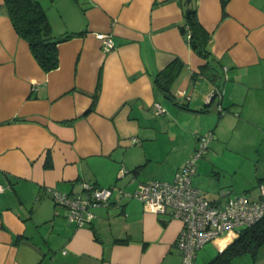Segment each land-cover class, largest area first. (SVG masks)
<instances>
[{"label":"crops","instance_id":"0c3cea01","mask_svg":"<svg viewBox=\"0 0 264 264\" xmlns=\"http://www.w3.org/2000/svg\"><path fill=\"white\" fill-rule=\"evenodd\" d=\"M37 1L52 34L72 36L58 44V67L44 72L0 0V264H180L178 219L115 194L77 227L46 189L77 193L85 180L131 191L169 155L170 181L198 135L264 124V0H228L225 13L220 0H195L222 76V96L210 101L216 83L180 32V0ZM98 32L111 34V50ZM175 58L182 68L169 100L154 75ZM192 184L212 201L230 193Z\"/></svg>","mask_w":264,"mask_h":264},{"label":"built area","instance_id":"2783aa9c","mask_svg":"<svg viewBox=\"0 0 264 264\" xmlns=\"http://www.w3.org/2000/svg\"><path fill=\"white\" fill-rule=\"evenodd\" d=\"M95 36L104 52L114 47L110 33L98 32ZM221 96L222 91L214 88L207 98L210 101L212 97ZM217 109L222 112L220 104ZM165 111L160 102L154 103L155 114ZM197 139V149L192 158L175 171L170 181L140 182L133 190L127 191L114 185L102 187L83 180L77 193H65L51 187L46 190L56 205L66 209L67 221L77 227L90 222L95 216L93 209L109 205L115 194L120 198L137 199L146 210L156 214L176 218L181 222L175 242L181 257L180 264H194L196 251L221 232L230 229L238 231L264 218V185H259L254 197L224 194L218 201L209 200L193 186L195 162L206 152L212 133L200 134ZM126 172V169H121L119 176Z\"/></svg>","mask_w":264,"mask_h":264},{"label":"rangeland","instance_id":"374dc122","mask_svg":"<svg viewBox=\"0 0 264 264\" xmlns=\"http://www.w3.org/2000/svg\"><path fill=\"white\" fill-rule=\"evenodd\" d=\"M162 138L161 143L159 136L155 141L158 148L159 143L162 146L165 145ZM207 146L206 152L195 162L196 172L192 180L195 182L199 178L202 185L216 191L219 188L227 189L230 192L228 195L242 193L248 197H254L259 185H264V124L260 127L245 124L221 125ZM171 160L170 155L169 159L163 157L157 159L155 165L152 163L142 177L144 180L170 179L171 171L168 169L167 162ZM164 168L166 170L163 173ZM237 234L236 230H225L206 242L197 250L194 264H212L216 255L234 240ZM223 264H264V243L254 254L245 252Z\"/></svg>","mask_w":264,"mask_h":264},{"label":"trees","instance_id":"16d2710c","mask_svg":"<svg viewBox=\"0 0 264 264\" xmlns=\"http://www.w3.org/2000/svg\"><path fill=\"white\" fill-rule=\"evenodd\" d=\"M227 2L228 0H220L223 13H225ZM4 3L15 31L28 43L30 52L39 67L44 72L56 69L59 65L58 44L61 41L69 39L72 33L55 37L52 34L45 11L37 0H4ZM180 3L183 16V23L179 26L180 32L191 49L197 55L206 59V64L203 66L201 74L216 83L215 89L221 90V71L214 62L212 53L208 47L210 33L199 21L195 0H180ZM181 68L182 62L178 58H175L154 75L156 90L169 100L173 98L170 86ZM95 99L96 95L94 96L92 106L88 108L85 114L92 110ZM219 113L222 114L220 111ZM45 165L47 167L51 165L49 156H47ZM237 232L238 234L235 239L216 255L212 264H223V262L229 261L234 256L245 252L254 254L258 247L264 243V218L253 225L239 229Z\"/></svg>","mask_w":264,"mask_h":264}]
</instances>
